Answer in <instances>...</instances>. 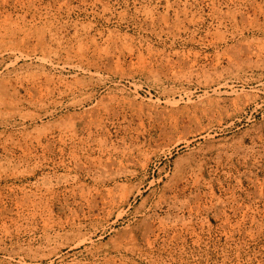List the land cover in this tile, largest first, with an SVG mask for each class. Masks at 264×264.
Instances as JSON below:
<instances>
[{
    "label": "rangeland",
    "instance_id": "1",
    "mask_svg": "<svg viewBox=\"0 0 264 264\" xmlns=\"http://www.w3.org/2000/svg\"><path fill=\"white\" fill-rule=\"evenodd\" d=\"M0 264H264V0H0Z\"/></svg>",
    "mask_w": 264,
    "mask_h": 264
},
{
    "label": "bare ground",
    "instance_id": "2",
    "mask_svg": "<svg viewBox=\"0 0 264 264\" xmlns=\"http://www.w3.org/2000/svg\"><path fill=\"white\" fill-rule=\"evenodd\" d=\"M235 93H236V91L234 92V94ZM239 97L240 96L237 95V98L236 99L234 98L235 99V103H237V104L239 102ZM225 104H226V101H225V99L222 98V94H220V93L217 94L216 96H214L213 98H211L204 105V107H203V109L201 111V118H208V119H210V118L215 117L217 114L223 115V113L225 112V108H226V105ZM224 118H226V117H224Z\"/></svg>",
    "mask_w": 264,
    "mask_h": 264
}]
</instances>
